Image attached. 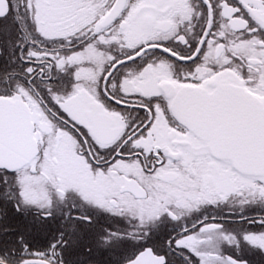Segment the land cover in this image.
Here are the masks:
<instances>
[{"label": "snow or ice", "instance_id": "1", "mask_svg": "<svg viewBox=\"0 0 264 264\" xmlns=\"http://www.w3.org/2000/svg\"><path fill=\"white\" fill-rule=\"evenodd\" d=\"M0 264H264V0H0Z\"/></svg>", "mask_w": 264, "mask_h": 264}]
</instances>
